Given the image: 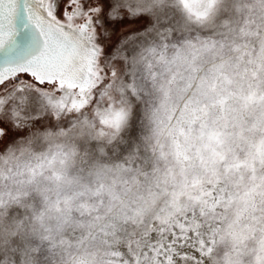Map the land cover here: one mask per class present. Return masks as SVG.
<instances>
[{
  "label": "clouds",
  "instance_id": "1",
  "mask_svg": "<svg viewBox=\"0 0 264 264\" xmlns=\"http://www.w3.org/2000/svg\"><path fill=\"white\" fill-rule=\"evenodd\" d=\"M122 6L150 21L112 88L131 121L69 112L0 144V264H166L190 232L192 264H264V0Z\"/></svg>",
  "mask_w": 264,
  "mask_h": 264
},
{
  "label": "snow or ice",
  "instance_id": "2",
  "mask_svg": "<svg viewBox=\"0 0 264 264\" xmlns=\"http://www.w3.org/2000/svg\"><path fill=\"white\" fill-rule=\"evenodd\" d=\"M195 2L206 5L195 14L206 15L211 0ZM122 3L0 0V144L22 136L20 127L26 120H59L69 112L99 115L107 109L104 123L117 128L131 121L126 108L115 107L112 88L124 63L121 53L143 39L141 30L150 21L124 11ZM25 92L36 98L31 111ZM195 237L191 232L188 237H170L158 250L166 264H185L188 253L195 260L206 243Z\"/></svg>",
  "mask_w": 264,
  "mask_h": 264
},
{
  "label": "rangeland",
  "instance_id": "3",
  "mask_svg": "<svg viewBox=\"0 0 264 264\" xmlns=\"http://www.w3.org/2000/svg\"><path fill=\"white\" fill-rule=\"evenodd\" d=\"M120 74H123V68H122V65L120 66ZM25 78H28V77H26L25 76ZM18 211V210H17ZM43 255H47V252L45 251L44 253H43Z\"/></svg>",
  "mask_w": 264,
  "mask_h": 264
}]
</instances>
